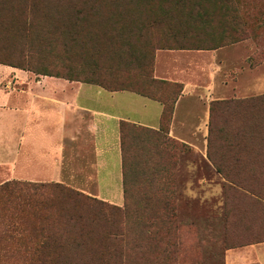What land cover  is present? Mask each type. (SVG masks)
Segmentation results:
<instances>
[{
    "label": "rangeland",
    "instance_id": "rangeland-1",
    "mask_svg": "<svg viewBox=\"0 0 264 264\" xmlns=\"http://www.w3.org/2000/svg\"><path fill=\"white\" fill-rule=\"evenodd\" d=\"M76 1L87 4L85 14L96 19L99 29L88 27L91 34L97 40L110 39L114 49L106 53L110 60L73 55L72 77L171 102L175 81L166 80L157 88L149 83L145 68L138 67L140 56L147 53L148 61L165 50L157 66L166 58L172 76L196 85L197 98L190 97L186 128L179 123L171 129L175 103L160 128L130 122L121 126L128 191L122 204L96 197L93 187L87 189L91 194L79 191L80 198L56 195L44 205L49 229L41 234L49 246L15 252V244L4 238L0 264H228L229 250L264 243V0H214L204 10L212 21L207 26L198 25L202 12L192 8L191 0L178 6L169 0H142L134 12L109 6L112 0H103L108 5L96 9L94 0H0L1 91L13 86L15 71L5 66H15L9 62L33 73L44 65L51 71L62 66L55 59L66 41L59 31L55 38L44 34V41L51 40L37 47L49 50L48 42H53L55 57L46 55L44 63L35 53L30 58L20 54L22 36L16 28L22 20L44 23L48 17L65 16ZM225 24L242 39L215 49L178 48L208 44L222 28L232 29ZM30 39L27 35L26 42ZM123 41L133 49L116 47ZM206 89L213 95L209 99ZM122 94L134 109L139 100H146L129 91ZM10 162L11 167L0 163V184L28 181L20 177L18 164ZM35 221L27 228L40 241ZM57 226L52 236L50 230Z\"/></svg>",
    "mask_w": 264,
    "mask_h": 264
},
{
    "label": "crops",
    "instance_id": "crops-1",
    "mask_svg": "<svg viewBox=\"0 0 264 264\" xmlns=\"http://www.w3.org/2000/svg\"><path fill=\"white\" fill-rule=\"evenodd\" d=\"M163 51L158 50L154 56L153 74L155 78L183 84L174 105L171 129L179 123L186 128L183 120L189 112L190 97L197 98L193 96L196 85L172 76L173 69L169 73L167 68L173 66L166 65V58H161L163 67L157 66ZM5 68L15 74L11 72L13 86L0 90V163L11 167L12 162H7L13 159L22 179L66 183L87 194H91L87 189L93 187L96 197L122 204L120 123L157 129L163 104L129 90H108L82 80ZM212 85L214 80L209 87ZM123 91L146 100H139L134 109ZM207 96H213L212 92L208 91ZM226 261L264 264V243L229 250Z\"/></svg>",
    "mask_w": 264,
    "mask_h": 264
},
{
    "label": "trees",
    "instance_id": "trees-1",
    "mask_svg": "<svg viewBox=\"0 0 264 264\" xmlns=\"http://www.w3.org/2000/svg\"><path fill=\"white\" fill-rule=\"evenodd\" d=\"M95 6L92 8L96 9L97 5L99 4H106L103 0H94ZM173 5H183L186 3L185 0H169ZM190 1V0H189ZM214 0H191L190 5L192 8H197L201 14L197 15L196 18L198 25H211L212 21L209 20V14L205 12L206 5L208 4H215L213 3ZM142 0H112V6L120 11L126 12H134L138 11L139 3ZM90 5V4H89ZM88 5V6H89ZM141 5V3H140ZM148 5V4H147ZM222 5V4H221ZM220 6L216 7L220 8ZM87 4L84 2L79 1L75 3L73 7H70L71 12L67 13L65 16H57V17H48L47 21L44 23H40L39 21H24L20 22L19 26L16 28L17 35L22 36L21 39V48L19 50L20 54L23 55L24 58H30L32 55L38 57V59H43L44 63H46V55L54 56V45L53 42H48L49 50L38 49L37 47L44 42H47L51 39L46 41L43 40L44 34H47L48 37L55 38V34L59 31L58 36L65 38V42L60 43V49H62L59 56H57L56 62L62 64V66L55 67L56 71H51L50 65L40 66L39 68L41 71L36 72L37 74H46L58 77H64L68 79L74 80H82L79 78L72 77L71 74L74 73L73 69L71 68L74 63V60L71 59L73 55L76 57H83L89 56L90 58H94L96 55H104L107 60H110V57L106 55L109 53V47H112L114 44L110 43V39L105 40H97V35H92L91 31L88 29L97 28V22L93 17H89L90 14H85V8ZM123 7V8H122ZM197 13V10L195 11ZM98 19H102V17H97ZM93 19V20H92ZM189 21V20H188ZM27 23V24H26ZM40 23V24H37ZM85 23V24H84ZM149 23V22H148ZM227 25V24H225ZM230 27V25H227ZM86 28V30H85ZM232 29H228V32H225L224 28H222L215 36H211V42L204 45H195V46H179L178 48H188V49H215L220 46L237 42L241 40L242 36L239 32L236 31L235 28L230 27ZM106 29V28H105ZM86 31V32H85ZM22 34V35H21ZM31 36L30 41L26 42V36ZM212 35V32H211ZM74 42L73 46L71 47L68 43ZM110 43V44H109ZM117 43V44H116ZM116 47H122V50L129 51L133 49V45L128 41L123 42H116ZM27 45V47H26ZM35 45V46H34ZM53 45V46H51ZM35 50H33V48ZM112 49H114L112 47ZM146 51V48H143ZM28 51V52H27ZM107 53V54H106ZM147 54V53H146ZM146 54L140 56V61L138 62V67L145 68V75L150 78L149 83L155 87L161 86L163 83H166L164 79L155 78L152 74L153 72V63H154V54L149 58L147 61ZM35 56V57H36ZM139 56V53H138ZM95 60V59H94ZM151 60H152V67H151ZM2 60H0L1 62ZM38 62H42L41 60H37ZM29 62V61H28ZM69 63L70 66L67 65ZM90 63L95 66L97 65L100 67L99 63L95 60V65L92 61ZM105 63H108L105 61ZM8 65L21 67L18 63L13 64L11 62L7 63ZM29 65V64H28ZM40 65V64H39ZM104 66V65H103ZM110 67V66H109ZM30 70V69H26ZM31 71V70H30ZM60 71V72H59ZM63 73H68L64 75ZM85 81V80H82ZM89 82V81H86ZM92 83V82H90ZM96 84V83H94ZM100 84V83H98ZM172 87L175 89V95L172 98V101L169 102L168 100L164 99L163 96L155 97L152 95H148L142 92H137L138 94L153 98L158 100L163 104V111L161 114L160 126L164 124L166 117L172 113V108L181 94L183 90V84L181 82H172ZM100 86L104 87V85ZM108 90H126V89H115L109 87H104ZM130 91V90H129ZM134 92V91H133ZM213 105L210 106L212 108ZM126 122L120 123V134H121V126ZM121 153H122V183H123V197L124 200L127 199L128 191L126 188L127 184V174H126V157L124 154V147H123V140L121 135ZM61 194L63 197L67 199H74L80 198L83 196L79 190H74L68 186L63 185L60 182H34V181H20V180H9L5 181L0 184V243L2 239L7 238L10 243H14L15 252L20 251L21 247H23L24 252L26 250L29 251H39L45 250L46 247L49 246L48 239L41 234L44 230L46 231L49 229V226L45 223L46 220L49 219V214L46 212V205L48 201H51L56 195ZM45 209V211L43 210ZM48 210V209H47ZM35 218V231L37 234L42 236V239L39 241L37 239L34 240V236L32 235L31 231L28 230L27 224H30V220ZM58 231V226L55 229L50 230L52 236H54ZM49 239H51L48 236ZM46 243V245H45Z\"/></svg>",
    "mask_w": 264,
    "mask_h": 264
}]
</instances>
